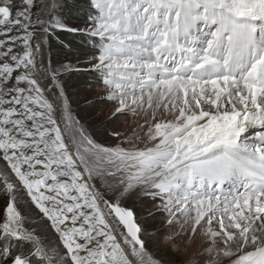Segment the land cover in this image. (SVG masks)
Here are the masks:
<instances>
[{
  "label": "snow or ice",
  "instance_id": "1",
  "mask_svg": "<svg viewBox=\"0 0 264 264\" xmlns=\"http://www.w3.org/2000/svg\"><path fill=\"white\" fill-rule=\"evenodd\" d=\"M0 264H264V0H0Z\"/></svg>",
  "mask_w": 264,
  "mask_h": 264
},
{
  "label": "rangeland",
  "instance_id": "2",
  "mask_svg": "<svg viewBox=\"0 0 264 264\" xmlns=\"http://www.w3.org/2000/svg\"><path fill=\"white\" fill-rule=\"evenodd\" d=\"M71 84H73V83L71 82ZM76 96H77V94H76ZM73 100H74V104H78V106H75L76 109H75V108L73 109V110H74V114H75L76 116L79 115L78 117L82 118V119L84 120V122H85L86 117H87L88 115H90V113H87V112H86V106H84V105L81 103V101H80V97H74ZM103 107H105V106H104V105H100V104H98V106H97L96 109H98L97 111H99L100 108H103ZM76 110H77V112H78V115H77V113H76ZM82 119H81V120H82ZM84 122H82V123H84ZM137 122H138V123H141L142 121L137 120ZM129 124H133V118H132V117H126V118H125V125H124V127H127ZM133 126H135V125L133 124ZM89 128L91 129L90 125H89ZM91 131H92L93 134L99 139V141H100L102 144H104L105 146H111V145H112V141H111V140H110V139L104 134V132H103L101 129L97 128V129L94 130V131L91 129ZM158 220H159V217H157L156 220H148V221H146V223H145V227L148 228L149 231L152 230L151 227H152L153 225H155L156 227H159ZM149 228H151V229H149ZM197 243H199V241H197ZM195 247H196V245L194 244V245H193V248H195ZM189 251H191V249H190Z\"/></svg>",
  "mask_w": 264,
  "mask_h": 264
},
{
  "label": "trees",
  "instance_id": "3",
  "mask_svg": "<svg viewBox=\"0 0 264 264\" xmlns=\"http://www.w3.org/2000/svg\"><path fill=\"white\" fill-rule=\"evenodd\" d=\"M71 82H72L73 84H71ZM82 83H83V77H73V78L68 82V88H67V90H68V93H69V96H70V99H71V102H72L71 106H72L73 109L75 108V106H78V104H74V100H73V98H74V97H79L78 95L76 96V93H77V91L79 90V88L81 87ZM75 109H76V108H75ZM97 110H98V109H95V111H97ZM76 113H77V115H78L77 110H76ZM78 116H79V115H78ZM81 119H82V118H81ZM81 122H84V120L82 119ZM89 130L91 131L90 128H89ZM92 135H93V138H94L97 142H100L99 139L93 134V132H92ZM100 143H101V142H100ZM151 228H152V227H151ZM151 228H149V229H151Z\"/></svg>",
  "mask_w": 264,
  "mask_h": 264
}]
</instances>
